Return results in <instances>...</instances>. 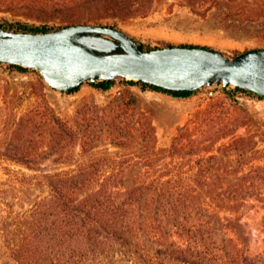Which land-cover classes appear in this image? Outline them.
<instances>
[{
    "label": "trees",
    "instance_id": "trees-1",
    "mask_svg": "<svg viewBox=\"0 0 264 264\" xmlns=\"http://www.w3.org/2000/svg\"><path fill=\"white\" fill-rule=\"evenodd\" d=\"M143 1L67 0L63 7L70 6L69 25L87 22L85 12H78L85 4L94 8L88 19L95 20ZM61 27L0 21V29L15 32ZM114 41L112 51L121 50ZM171 45L175 44L165 46ZM117 78L93 84L108 90ZM130 81L178 98L198 91ZM138 103L136 98L116 103L119 108L100 118L104 137L127 148L126 154L92 155L76 168L53 172L49 193L29 211H8L1 234L10 257L17 264H264L263 254L252 249L243 222L251 205L264 202V147L252 135L235 134L238 104L232 93L210 96L206 108L180 127L169 147L158 145L152 118ZM45 112L48 119L41 123L51 125L50 150L26 156L27 165L35 167L51 153L71 160L78 143L85 154L97 146L95 113L88 111L71 125L51 109Z\"/></svg>",
    "mask_w": 264,
    "mask_h": 264
},
{
    "label": "rangeland",
    "instance_id": "rangeland-1",
    "mask_svg": "<svg viewBox=\"0 0 264 264\" xmlns=\"http://www.w3.org/2000/svg\"><path fill=\"white\" fill-rule=\"evenodd\" d=\"M66 1L0 0V21L65 26L68 25L66 17L71 13L70 6L63 7ZM85 6L78 12H85L87 23L120 27L146 46L200 44L218 49L227 57L264 47V0H144L127 8H117L114 16L95 20L88 19L94 8ZM132 11L137 13L131 14ZM85 42L103 50L110 48L103 41ZM234 86L215 81L190 97L178 98L131 83L130 78L118 77L108 90L98 88L93 80H86L75 91H63L53 87L38 69H21L0 62V264H17L10 257L1 234L6 214L12 209L29 211L38 199L47 195L49 174L76 168L81 160L88 162L92 155L118 157L128 152L127 148L104 137L100 123L107 110L119 108L116 103L139 100L141 110L152 118L156 127L158 145L169 147L180 127L206 108L210 96H225L230 92L238 104L239 126L235 134L252 135L256 143L264 147V97ZM46 109L53 110L71 125L79 118L84 119L88 111L95 113L99 117L97 146L85 154L78 143L70 152L74 151L71 160L66 159V155L60 158L51 153L35 167L27 165L23 161L26 156H39L50 150L51 125L43 127L41 123L48 119ZM228 139L223 138L219 143ZM255 203L243 222L252 249L264 256V202Z\"/></svg>",
    "mask_w": 264,
    "mask_h": 264
},
{
    "label": "water",
    "instance_id": "water-1",
    "mask_svg": "<svg viewBox=\"0 0 264 264\" xmlns=\"http://www.w3.org/2000/svg\"><path fill=\"white\" fill-rule=\"evenodd\" d=\"M113 39L121 50L112 51ZM85 40L103 41L110 48H96ZM0 61L38 69L63 91L76 90L86 80L127 77L176 90H198L222 81L264 96V47L234 57L204 45L146 49L123 29L108 24L79 22L46 32L0 29Z\"/></svg>",
    "mask_w": 264,
    "mask_h": 264
}]
</instances>
